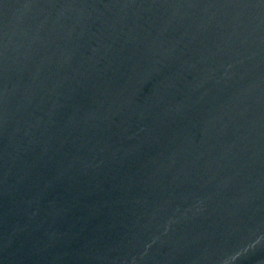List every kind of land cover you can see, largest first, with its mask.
Listing matches in <instances>:
<instances>
[{"label":"water","instance_id":"obj_1","mask_svg":"<svg viewBox=\"0 0 264 264\" xmlns=\"http://www.w3.org/2000/svg\"><path fill=\"white\" fill-rule=\"evenodd\" d=\"M0 264H264V0H0Z\"/></svg>","mask_w":264,"mask_h":264}]
</instances>
